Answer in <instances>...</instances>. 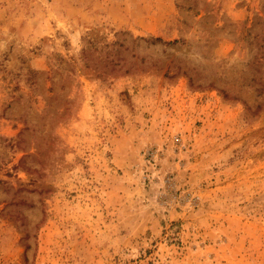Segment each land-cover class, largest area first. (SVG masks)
<instances>
[{
    "label": "rangeland",
    "instance_id": "rangeland-1",
    "mask_svg": "<svg viewBox=\"0 0 264 264\" xmlns=\"http://www.w3.org/2000/svg\"><path fill=\"white\" fill-rule=\"evenodd\" d=\"M0 264H264V0H0Z\"/></svg>",
    "mask_w": 264,
    "mask_h": 264
}]
</instances>
